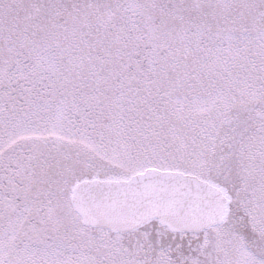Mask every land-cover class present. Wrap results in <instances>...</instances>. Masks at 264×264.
I'll use <instances>...</instances> for the list:
<instances>
[{
    "label": "snow or ice",
    "instance_id": "snow-or-ice-1",
    "mask_svg": "<svg viewBox=\"0 0 264 264\" xmlns=\"http://www.w3.org/2000/svg\"><path fill=\"white\" fill-rule=\"evenodd\" d=\"M0 264H264V0H0Z\"/></svg>",
    "mask_w": 264,
    "mask_h": 264
}]
</instances>
